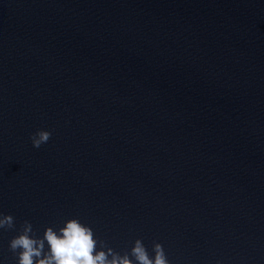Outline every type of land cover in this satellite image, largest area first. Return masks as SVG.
<instances>
[{"label": "water", "instance_id": "obj_1", "mask_svg": "<svg viewBox=\"0 0 264 264\" xmlns=\"http://www.w3.org/2000/svg\"><path fill=\"white\" fill-rule=\"evenodd\" d=\"M0 213L264 264V0H0Z\"/></svg>", "mask_w": 264, "mask_h": 264}, {"label": "clouds", "instance_id": "obj_2", "mask_svg": "<svg viewBox=\"0 0 264 264\" xmlns=\"http://www.w3.org/2000/svg\"><path fill=\"white\" fill-rule=\"evenodd\" d=\"M50 138L51 132L43 129L30 135L35 148ZM14 228V217L0 213V229ZM9 249L18 257V264H169L162 244L154 242V256H150L142 240L136 239L130 252L120 254L105 241H98L92 228L78 218L65 220L58 230L48 226L42 236L26 220L9 241Z\"/></svg>", "mask_w": 264, "mask_h": 264}]
</instances>
